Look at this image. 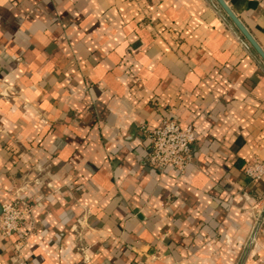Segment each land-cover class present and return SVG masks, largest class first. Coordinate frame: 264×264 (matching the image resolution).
<instances>
[{
    "label": "crops",
    "instance_id": "obj_1",
    "mask_svg": "<svg viewBox=\"0 0 264 264\" xmlns=\"http://www.w3.org/2000/svg\"><path fill=\"white\" fill-rule=\"evenodd\" d=\"M212 1L0 0V215L33 208L0 264H264V62ZM224 1L264 52V0ZM168 119L184 175L147 162Z\"/></svg>",
    "mask_w": 264,
    "mask_h": 264
},
{
    "label": "built area",
    "instance_id": "obj_2",
    "mask_svg": "<svg viewBox=\"0 0 264 264\" xmlns=\"http://www.w3.org/2000/svg\"><path fill=\"white\" fill-rule=\"evenodd\" d=\"M149 140L147 162L151 168L162 172L172 167L179 175H184L193 161V146L196 135L192 126L183 127L176 120H164L154 129H146ZM244 170L245 176L254 184H259L264 178V162L254 159ZM33 208L29 202L17 198L14 202L2 204L0 215V237L11 238L22 229L30 226ZM260 214V213H259ZM264 215L257 218L254 236L259 231Z\"/></svg>",
    "mask_w": 264,
    "mask_h": 264
},
{
    "label": "water",
    "instance_id": "obj_3",
    "mask_svg": "<svg viewBox=\"0 0 264 264\" xmlns=\"http://www.w3.org/2000/svg\"><path fill=\"white\" fill-rule=\"evenodd\" d=\"M209 3L213 6V8L220 13L219 8L212 0H208ZM216 2L221 6V8L225 11L227 16L230 18V20L236 25L238 30L241 32V34L244 36L246 41L243 40V43L246 45L247 50H249L251 53H256L264 62V52L261 49V46L257 44V42L252 38L250 33L246 30L244 25L240 22V20L234 15L232 10L229 8L228 4L224 0H216ZM262 64V62H261ZM263 65V64H262ZM264 66V65H263Z\"/></svg>",
    "mask_w": 264,
    "mask_h": 264
}]
</instances>
